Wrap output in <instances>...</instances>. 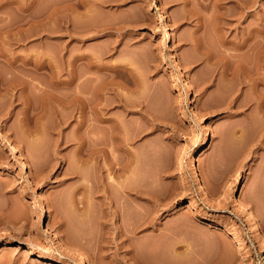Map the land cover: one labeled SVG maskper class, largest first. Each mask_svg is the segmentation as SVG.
<instances>
[{"label":"rangeland","instance_id":"1","mask_svg":"<svg viewBox=\"0 0 264 264\" xmlns=\"http://www.w3.org/2000/svg\"><path fill=\"white\" fill-rule=\"evenodd\" d=\"M219 1L0 0V264H264V0Z\"/></svg>","mask_w":264,"mask_h":264},{"label":"bare ground","instance_id":"2","mask_svg":"<svg viewBox=\"0 0 264 264\" xmlns=\"http://www.w3.org/2000/svg\"><path fill=\"white\" fill-rule=\"evenodd\" d=\"M215 1V5H216V3L219 1V0H214ZM222 1V0H221ZM226 1V0H225ZM225 1H224V3H225ZM231 1H234V0H231ZM235 1H237V0H235ZM220 2V1H219ZM219 2L217 3L218 4V7L221 9V8H223V7H225V6H223L222 4H221V2H220V4H219ZM242 3V2H241ZM214 7H217V5L216 6H214ZM227 8V7H226ZM226 8H225V11H226ZM215 9V8H214ZM214 9H212V10H214ZM224 9V8H223ZM222 9V10H223ZM228 9V8H227ZM201 10V9H200ZM211 10V11H212ZM216 10V9H215ZM215 10H214V12H215ZM192 11V10H191ZM217 11V10H216ZM224 10L223 11H221V12H225ZM228 11V10H227ZM226 11V12H227ZM229 11H230V8H229ZM195 12V11H194ZM217 12H220V11H217ZM216 12V13H217ZM220 12V14L219 13H217V14H219V15H221L222 13ZM232 12V11H231ZM192 13V12H191ZM226 14H228V13H226ZM233 13H231V15H232ZM222 15H224V14H222ZM246 40V39H245ZM242 41H244V40H242ZM245 42V41H244ZM243 43V42H242ZM237 44H239V43H237ZM240 46H241V44H240ZM239 47V46H238ZM243 47V46H242ZM262 47V46H261ZM251 49V48H250ZM257 53V55L260 57V55H261V50L260 51H258V52H256ZM263 53V52H262ZM255 54V53H254ZM264 55V54H263ZM255 56V55H254ZM257 56V57H258ZM239 57V56H238ZM262 58V57H261ZM235 59V58H234ZM237 59V58H236ZM173 65H175V66H180L179 65V62H178V59H177V57H174L173 59ZM259 60V59H258ZM236 61V60H235ZM256 61V60H255ZM238 62H239V60H238ZM237 62V63H238ZM262 62V61H261ZM256 63H257V61H256ZM255 63V64H256ZM235 64V63H234ZM241 64V63H240ZM242 65V64H241ZM257 65V64H256ZM261 65V64H260ZM236 66H238V65H236ZM258 66V65H257ZM38 67V66H37ZM257 69V68H256ZM259 69H260V67H259ZM258 69V70H259ZM260 71V70H259ZM258 71V72H259ZM261 72V71H260ZM178 75L180 76V75H182V71H179L178 72ZM257 75H258V73H257ZM71 78V77H70ZM261 78V77H260ZM259 78V79H260ZM72 79V78H71ZM258 79V80H259ZM69 80V79H68ZM73 80V79H72ZM71 80V81H72ZM66 81V80H65ZM256 82H257V80H256ZM68 83V82H67ZM69 84V83H68ZM71 85V84H70ZM69 87V86H68ZM71 87V86H70ZM79 92V91H78ZM82 94H84V93H86V95L85 96H83L82 94H80L81 95V98L79 97V96H75V95H73L72 97L71 96H69L68 97V95L66 96V98L67 99H63V101H62V99H61V101H60V104H62L64 101H66V103L67 104H74V103H77V99H78V103H77V107H80L79 108V110L80 111H82L83 109H84V107L85 106H87L88 105V103H89V96H88V93L89 92H82V91H80ZM72 93V92H71ZM56 94V93H55ZM54 94V95H55ZM63 96V95H62ZM75 96V97H74ZM55 97V96H54ZM58 98V97H57ZM56 99V98H55ZM59 100H60V98H59ZM59 100H58V102H59ZM90 100H92L91 98H90ZM57 101V100H56ZM76 101V102H75ZM57 102V103H58ZM62 102V103H61ZM93 101H91V103H92ZM100 102V101H99ZM46 103V102H45ZM51 103V102H50ZM55 103V102H54ZM56 103V104H57ZM64 104H65V102H64ZM63 104V105H64ZM67 104H65V105H67ZM96 104V103H95ZM100 104V103H99ZM76 104H74V106H75ZM90 105V104H89ZM69 106V105H68ZM68 106H64V107H68ZM98 106V105H97ZM70 107V106H69ZM76 107V106H75ZM257 107H258V104H257ZM259 107H260V105H259ZM258 107V108H259ZM56 108H57V106H56ZM86 108V107H85ZM82 109V110H81ZM78 110V111H79ZM82 113H83V111H82ZM81 113V114H82ZM101 115V114H100ZM262 115H264V113L262 114ZM83 116V115H82ZM104 116V115H103ZM259 116V115H258ZM101 117H102V115H101ZM203 117V116H202ZM256 117V116H255ZM26 118V117H25ZM28 118V117H27ZM36 118H37V116H36ZM99 118H100V116H99ZM104 118V117H103ZM103 118H100V119H103ZM107 117H105L104 118V120L106 119ZM263 118H264V116H263ZM38 119V118H37ZM256 119V118H255ZM26 120V119H25ZM95 120V119H94ZM97 120H99V119H97ZM107 120V119H106ZM259 120V119H258ZM261 120V119H260ZM80 121H81V119H80ZM26 122V121H25ZM36 122V121H35ZM96 122V121H95ZM99 122H101V120L99 121ZM106 122V121H105ZM38 123V122H37ZM39 124V123H38ZM98 124V123H97ZM101 125V124H100ZM116 126V125H115ZM114 127V126H113ZM115 129V128H114ZM117 129H118V127H117ZM117 130L115 129V132H116ZM116 135V134H115ZM115 135H114V137H115ZM119 135V134H118ZM117 135V136H118ZM93 136V135H92ZM96 135H94V137H95ZM97 137V136H96ZM96 137L94 138V140L97 142V140H96ZM93 138V137H92ZM117 138H121V137H117ZM98 139V138H97ZM117 140V139H116ZM118 140H120V139H118ZM122 141V140H121ZM256 142H255V144L256 145H261L262 144V141H260V140H255ZM94 142V141H93ZM95 143V142H94ZM9 144V145H8ZM7 145L10 147V149L11 150H14L15 149V147L12 145V143H8ZM95 145V144H94ZM96 145H98L97 143H96ZM94 147V146H93ZM98 147V146H97ZM98 148H100V149H98ZM98 148H96L95 147V150L94 151H91V153H93V154H91L92 155V158L94 159H92L93 161H94V163L96 162H98V158H99V155H98V153H99V151H102V150H104V151H106V149H104V147H103V149L101 148V147H98ZM94 149V148H93ZM107 152H105L104 154H106ZM22 155V157L23 158H25V156H24V154L22 153L21 154ZM103 154H101V156H102ZM100 156V157H101ZM103 156H105V155H103ZM89 157V156H88ZM110 158H111V156H110ZM102 159V158H101ZM91 160V161H92ZM111 160H113V159H111ZM92 161V162H93ZM101 161V160H100ZM91 162V163H92ZM95 163V164H96ZM99 163V162H98ZM102 164V163H101ZM95 167V166H94ZM97 167V166H96ZM101 168V167H100ZM102 168H103V165H102ZM101 168V169H102ZM123 168V167H122ZM27 169V168H26ZM97 169H99V167H97ZM97 171V170H96ZM99 172H100V170H98ZM122 173V172H121ZM119 183H121V182H119ZM121 185V184H120ZM122 186V185H121ZM124 187V186H123ZM182 207H185V212H187V216L184 218L185 220H189V219H191V215H194V214H196V213H198V211H199V205H198V203L196 202V201H191V202H189L188 204H186V205H180L177 209H181ZM249 216V215H248ZM247 216V217H248ZM249 218V217H248ZM247 218V220H249ZM249 222V221H248ZM49 235L51 236V239L54 241V242H56V243H58V244H63L64 245V247H65V249H67V251L69 252V255L73 258V259H75L76 261H77V264H86V260H85V258H84V256L79 252V250L76 248V247H74V245H71V243L69 244L68 243V241H66V240H63L61 237H59V235H58V233L56 232V231H49ZM2 246H3V243L2 242H0V249L2 248ZM22 248H24V247H21V249ZM25 253L26 254H28V255H40L41 256V260H43V261H53V257L52 256H46V255H41L40 253H38L36 250H34V249H32V248H26V250H25Z\"/></svg>","mask_w":264,"mask_h":264}]
</instances>
